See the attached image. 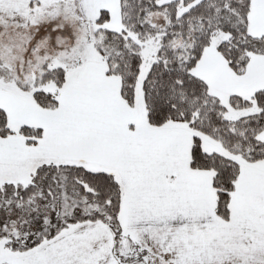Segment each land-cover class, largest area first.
<instances>
[{
	"label": "snow or ice",
	"instance_id": "obj_1",
	"mask_svg": "<svg viewBox=\"0 0 264 264\" xmlns=\"http://www.w3.org/2000/svg\"><path fill=\"white\" fill-rule=\"evenodd\" d=\"M0 264H264V0H0Z\"/></svg>",
	"mask_w": 264,
	"mask_h": 264
}]
</instances>
